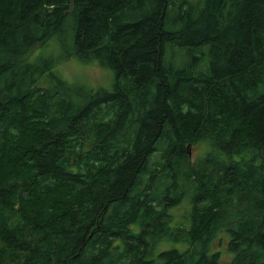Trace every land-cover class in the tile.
Wrapping results in <instances>:
<instances>
[{"label": "trees", "instance_id": "obj_1", "mask_svg": "<svg viewBox=\"0 0 264 264\" xmlns=\"http://www.w3.org/2000/svg\"><path fill=\"white\" fill-rule=\"evenodd\" d=\"M222 233L264 264V0H0V264H219Z\"/></svg>", "mask_w": 264, "mask_h": 264}, {"label": "rangeland", "instance_id": "obj_2", "mask_svg": "<svg viewBox=\"0 0 264 264\" xmlns=\"http://www.w3.org/2000/svg\"><path fill=\"white\" fill-rule=\"evenodd\" d=\"M39 51V50H37ZM58 50L54 47L48 46V49L46 48L44 50V53L49 54L52 52H57ZM174 53L170 54L169 52L167 54L168 58L173 59L175 62L174 64L179 66L183 63V66L189 63V57L186 55L185 51H182L179 48H175ZM38 55V53H35ZM58 70L65 78V80L69 83L76 84L79 86H83L89 90L97 91L98 89H104V90H111L113 85V72L110 69L104 68L102 66H99L96 63H83L79 61L78 59L72 57L68 59L67 61L63 62L61 65H58ZM42 80V78L40 79ZM45 85V84H44ZM202 143V142H201ZM200 144V143H199ZM197 144V145H199ZM195 146V148H192L191 152V160L192 162H197V160L202 157L207 147L205 144H200L199 146ZM240 156L235 157L236 160H240ZM183 203V202H182ZM190 207V204L185 201L184 206H182L181 209L175 210L173 214H175L176 222L177 224H186V222H183L182 216L184 215L185 209H188ZM176 224V225H177ZM175 225V226H176ZM231 237L229 234L222 233L219 236H217L215 239H213L211 245L209 246V253L210 255L214 253H220L221 258L219 261V264H231L233 260L232 253H229L228 244L230 242ZM165 248L158 249L157 252L163 251L164 249H172V245L169 243L162 244ZM188 244L183 245L182 248H187ZM3 258V254L0 253V259Z\"/></svg>", "mask_w": 264, "mask_h": 264}]
</instances>
